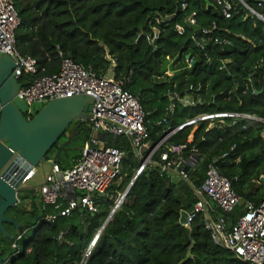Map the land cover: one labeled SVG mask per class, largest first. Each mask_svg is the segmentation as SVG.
Returning <instances> with one entry per match:
<instances>
[{
    "label": "trees",
    "instance_id": "trees-1",
    "mask_svg": "<svg viewBox=\"0 0 264 264\" xmlns=\"http://www.w3.org/2000/svg\"><path fill=\"white\" fill-rule=\"evenodd\" d=\"M233 1L232 17L226 18L215 0H189L185 10L180 0H13L20 18L16 46L23 55L38 60L42 73L59 70L60 51L98 76L108 74L110 57L114 58V79L139 98L156 143L166 128L174 129L205 113L234 111L264 119V67L260 68L264 24L240 0ZM243 1L261 10L258 0ZM192 11H197L198 24L211 31L198 34L205 38V51L191 40L192 29L187 28L185 34L176 30ZM153 27L159 35L151 43ZM223 39L228 43L221 44ZM189 55L194 59L190 65ZM220 60L230 62L221 69ZM249 78L253 87L244 93ZM33 79L25 73L19 83L22 87ZM191 85L202 87L194 94L204 102L178 104L168 122L159 123L171 103L168 91L185 93ZM254 89L262 92L248 105ZM38 111L25 115L32 119ZM209 123L186 127L168 142L184 143L192 137L190 143L201 156L190 174L194 184H203L208 164L214 160L217 169L233 181L242 201L227 214V225L232 226L245 212L247 201H264V122L250 125L239 117L213 127ZM91 130L90 120H75L45 160L54 156L62 168L73 167ZM108 143L124 151L119 176L123 178L104 196L95 195L97 211L79 206L67 216L47 220L48 215L57 214L55 207L44 203L40 190L23 189L30 196L7 211L21 226L6 222L9 236L0 231V256L5 264H79L98 233L87 264H250L216 245L202 216L189 226L180 223L181 211H190L196 199L186 182L174 181L158 168L148 167L137 177L107 222L114 197L125 191L140 166L127 138L113 137Z\"/></svg>",
    "mask_w": 264,
    "mask_h": 264
},
{
    "label": "built area",
    "instance_id": "built-area-1",
    "mask_svg": "<svg viewBox=\"0 0 264 264\" xmlns=\"http://www.w3.org/2000/svg\"><path fill=\"white\" fill-rule=\"evenodd\" d=\"M215 1L220 6L223 15L231 18L236 3L233 0ZM188 5L189 0H180L182 10L187 9ZM244 5L254 18L264 24V0H258L260 11L247 4ZM184 22L185 24L176 25L179 34H185L187 28H190L187 23L199 25L197 11L188 14ZM19 24L20 18L13 0H0V53L4 56L9 55L15 62L13 72L18 80L25 73L34 76L30 83L22 87L20 85L18 97L25 100L28 105L31 103L46 104L55 98L79 95L89 96L94 100L90 119L92 130L81 157L69 169H63L59 163L52 162L51 171L46 174L40 186V194L44 203L53 205L57 210V214L48 215L47 220L54 221L59 215L67 216L79 206L89 212L97 211L95 195L106 194L108 188L119 178L124 157V151L109 145L104 135L114 138L123 136L130 141L135 156L140 160V166L125 191L118 192L114 197L113 213L124 202L137 177L148 167L158 168L172 180L186 182L193 192L196 202L193 208L187 211L185 226H189L198 216H202L205 227L210 231L211 238L216 245L231 251L241 261L250 264H264V201L260 204L247 201L245 212L232 226H228L227 214L231 213L242 201V197L233 188V181L217 169L214 160L208 164L203 184L201 186L194 184L190 174L196 170L201 156L195 146L190 143L192 137L184 143L168 142L177 132L186 127L197 128L202 121H209V127H213L224 124L225 119L241 117L246 119L250 125H256L264 122L263 118L234 111L205 113L187 120L174 129L166 128L162 138L153 143L147 126L148 114L136 95L125 89L114 79V76H98L62 51L59 53V70L54 73H42L43 70L39 69L38 60L31 55H23L16 46L15 31ZM153 31L151 43L159 35L157 27H153ZM200 32L208 34L211 31L204 28L201 31L192 29L191 40L200 50L205 51L206 41L205 38L198 37ZM219 42L227 44L228 40L223 39ZM205 54L208 60L212 59L210 55ZM110 59L112 60L110 70L113 71L116 60L112 57ZM187 61L190 65L194 59L189 55ZM229 62V60H220V68H226ZM167 73L171 74L170 71ZM252 82L249 78L244 93L252 89ZM201 88V86L196 88L191 85L190 91L185 93L170 89L167 95L171 103L167 108V115L159 123H167L178 104L196 106L203 103V98L194 94L195 90L199 92ZM235 148L236 144L231 149ZM157 154L159 156L155 158ZM226 155L228 152L223 154V157ZM35 174L36 169H33L22 183L30 181ZM98 238L99 233L84 252L79 264H87Z\"/></svg>",
    "mask_w": 264,
    "mask_h": 264
},
{
    "label": "water",
    "instance_id": "water-1",
    "mask_svg": "<svg viewBox=\"0 0 264 264\" xmlns=\"http://www.w3.org/2000/svg\"><path fill=\"white\" fill-rule=\"evenodd\" d=\"M209 3V0H206ZM246 4L243 0H240ZM187 25L201 31L200 25ZM264 64L260 65L263 68ZM15 62L0 53V231L9 236L5 223L17 228L21 224L7 215L9 208L29 197L20 186L30 171L43 162L75 120H90L93 98L85 95L55 98L38 113L27 119L28 104L18 97L19 80L13 72ZM262 90H254L247 100L251 105ZM264 183V176L261 177ZM104 196V194H99ZM113 212L110 214V216ZM187 211L182 210L180 223H187ZM109 216V217H110ZM109 220V218H108ZM107 220V222H108ZM0 264L5 259L0 256Z\"/></svg>",
    "mask_w": 264,
    "mask_h": 264
},
{
    "label": "rangeland",
    "instance_id": "rangeland-1",
    "mask_svg": "<svg viewBox=\"0 0 264 264\" xmlns=\"http://www.w3.org/2000/svg\"><path fill=\"white\" fill-rule=\"evenodd\" d=\"M109 75V74H107ZM43 107V104L40 103H31L28 105V111L27 113L31 114L34 113L36 110H40ZM51 169V164H48L47 161L41 162L37 168H36V175L27 183H23L20 186V189L23 191V189H28V190H38L40 189V185L45 179L46 174L50 172ZM123 177H120L118 180V183L121 182ZM131 181H129L130 183ZM107 224V223H106Z\"/></svg>",
    "mask_w": 264,
    "mask_h": 264
},
{
    "label": "crops",
    "instance_id": "crops-1",
    "mask_svg": "<svg viewBox=\"0 0 264 264\" xmlns=\"http://www.w3.org/2000/svg\"><path fill=\"white\" fill-rule=\"evenodd\" d=\"M171 72V71H170ZM108 74L110 75V76H114V73H113V71L112 70H109V72H108ZM104 138H105V141H109V139H111V138H113V137H111V136H107V135H104ZM44 161H47V163L48 164H51V168H52V162H57L58 163V160H56V157H54V156H52V158H50V159H48V160H44ZM69 168H71V167H66V169H69ZM63 169H65V168H63ZM50 171H51V169H50ZM36 175V174H35ZM46 177V176H45ZM45 180V179H44ZM44 180H43V182H44ZM42 182V183H43ZM42 183H41V185H42ZM40 185V186H41ZM38 190H40V189H38ZM99 195V194H98ZM105 195V194H104Z\"/></svg>",
    "mask_w": 264,
    "mask_h": 264
}]
</instances>
